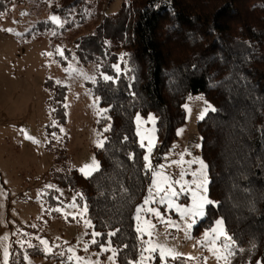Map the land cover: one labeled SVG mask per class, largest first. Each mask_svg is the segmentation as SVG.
<instances>
[{
	"label": "trees",
	"instance_id": "trees-1",
	"mask_svg": "<svg viewBox=\"0 0 264 264\" xmlns=\"http://www.w3.org/2000/svg\"><path fill=\"white\" fill-rule=\"evenodd\" d=\"M110 1L0 0V22L25 3L37 14L67 21L57 27L40 20L26 34L34 41L48 38L62 66L71 53L64 50L61 58L56 48L69 40L68 32L84 31L73 37V51L83 66L97 70L91 92L108 110L105 127L111 125L103 132L104 147L93 151L100 170L84 177L71 169L53 182L82 194L94 231L119 229L111 238L119 250L117 264L137 259L141 241L134 215L151 173L144 170L134 118L155 116L152 163L158 165L185 125L187 98L202 94L216 109L197 124L207 195L215 204L206 207L193 235L223 218L243 249L231 264H264V0H130L107 14ZM101 73L118 78L105 81ZM50 87L52 115L63 117L66 88ZM9 264H23L21 254H13Z\"/></svg>",
	"mask_w": 264,
	"mask_h": 264
},
{
	"label": "rangeland",
	"instance_id": "rangeland-1",
	"mask_svg": "<svg viewBox=\"0 0 264 264\" xmlns=\"http://www.w3.org/2000/svg\"><path fill=\"white\" fill-rule=\"evenodd\" d=\"M128 1L130 0H111L106 13H117L122 3ZM50 16L52 15L45 12L37 14L31 11L30 6L25 3L6 12L0 22V237L8 236L6 243L9 245V252L12 256L19 252L23 264H28V261L24 260L25 255L28 256L31 264H62L63 259L73 255L67 252L69 247L75 249L76 256L83 257L85 261H91L92 264L97 262L112 264L108 260L111 253L101 251V245L108 240L107 234L103 233L96 237L97 243L92 244L90 234L94 231L93 228H85L79 217L73 220L71 216H68L66 219L63 214L64 211H76L66 208L74 196L78 204H85L83 199L77 196V193L61 188L53 182L54 176L65 175L71 169L82 174L79 169L91 162L92 157H95L93 151L99 148L96 142L101 137L98 134L106 126L108 114L107 112L103 115L97 114L98 109L103 108L100 107L99 102L94 104L95 97L91 92V86L94 83L76 74L69 75L65 71L68 65H72L97 79L95 66H83L73 51V37L84 31L68 32L69 40L65 39L62 45L58 46L63 51L67 50L71 53V59L66 66L59 63L57 56L52 52L48 38L34 41L26 37L36 22L40 20L50 22ZM9 28L14 31H5ZM61 38L63 40L62 36ZM46 53H52V55L49 56ZM51 85L66 88L63 117L52 115L56 108L48 104V100L51 99ZM189 97L192 99L190 100ZM189 97L185 104L189 105L191 113H187L184 108L186 122L180 128L184 131L181 135H177V140L170 151L158 164L165 167L160 169L158 165L152 163L157 171H165L174 179H179L180 167L171 162L179 160L180 154L185 153V150L191 153V155L184 154L185 161L196 157L202 159L200 147H196L201 145L197 124L201 121L198 119L199 115L206 107L205 99L202 94ZM197 97L203 99H196ZM209 112L211 111L207 114ZM63 120L64 123L61 122ZM151 127V124L144 125V128ZM21 129H25L28 135L33 136L40 143L35 144L26 139ZM184 167L187 169V165ZM198 167L199 165L193 164L188 171ZM152 179L151 174V181ZM192 179L191 175L185 176V180ZM46 185H54L55 188H47ZM55 189L61 190L63 195ZM58 196L59 200L56 199ZM177 203L190 204L189 194H182ZM148 206L159 209L166 217L181 223L183 228V222L174 210H167L166 206L159 204ZM57 207H60L62 211H52ZM142 215L157 224V232L165 233V227L160 225L154 217L147 213ZM203 219L204 217L197 219L191 230V239H186L183 231L169 229L171 235L167 237V240L165 235H160L158 240L166 242L168 246L176 247L178 251L186 255L200 258L189 261L188 264H203L204 257H208L207 264H217L211 253L197 244V241L203 239L206 229L197 236L193 235L195 227ZM136 225L137 221H135V229ZM86 232L89 235H85ZM37 236L49 241L50 246H53L52 253L45 254L43 246L35 238ZM144 239L147 240L148 237L145 236ZM18 241H28L35 247H28L27 243L21 247ZM54 245L60 247L56 248ZM145 246L141 243L140 251ZM85 247L87 251H84ZM28 250L33 256L28 254ZM61 251L65 252V257L58 255ZM0 255H2V249H0ZM69 264H75V262H69ZM149 264H159V260L156 263L155 259ZM170 264H183V261H170Z\"/></svg>",
	"mask_w": 264,
	"mask_h": 264
},
{
	"label": "snow or ice",
	"instance_id": "snow-or-ice-1",
	"mask_svg": "<svg viewBox=\"0 0 264 264\" xmlns=\"http://www.w3.org/2000/svg\"><path fill=\"white\" fill-rule=\"evenodd\" d=\"M21 15H26V13H21ZM50 22L57 25V27H63L67 21H62L59 16L52 15L49 17ZM5 31L13 32L14 30L9 28ZM20 35L19 33H17ZM55 35V32H53ZM56 54H58L61 58L64 57V51L57 47ZM46 55H52V53H46ZM122 59V57H121ZM113 68L117 72L120 73L119 65H113ZM65 71L69 73V75L76 74L82 76L86 80H91L93 83L96 82L95 76H89L87 73L83 72L80 69L73 67L72 65H68L65 68ZM101 78L105 81L115 80L117 77H112L107 74L101 73ZM57 83H60L57 81ZM99 97H95L94 104L99 102ZM191 100L192 97H189ZM196 99H203L202 97H197ZM206 107L202 110L198 119H204V116L208 111H215L216 109L208 104L205 101ZM187 113H191V108L188 104L183 105ZM107 109H98V115H103L106 113ZM110 119V117H109ZM136 123V135L139 138V146L145 150V154L143 159L145 161L144 170L146 173L152 174V181L148 188V195L145 197L143 204L138 205L135 209L134 220L137 221L136 232L138 233V238L141 243L146 245L139 253V257L134 260H129L128 264H149V262L154 261L157 257L159 258V264H170V261L182 260L183 264H188L189 261L199 260V257H195L192 255H186L174 246H168L166 242H159L158 237L160 235H165V240L167 237L171 235L169 229H175L176 231H183L186 239H191V230L193 226L196 224L198 218H203L206 215V206L215 204L214 201L208 198V180H207V165L204 163L202 159L199 157L193 158L191 160L185 161L183 159L184 154L191 155L190 152L185 150V153L180 154V159L177 161H172V164H176L180 167L179 179H174L171 175L167 174L165 171H157L152 164V154L154 148L156 147V137H155V117L151 114L148 115L146 120L142 118L139 114L135 116ZM145 124H151V128H144ZM111 125L105 127L100 135L102 138L98 139L96 144L97 147L103 148L105 142L107 141V137H103V132L110 131ZM25 134V138L32 141L35 144H39L40 141L36 140L33 136L28 135L25 129L20 130ZM184 129H178L177 135H181ZM55 135V134H53ZM127 140V137L124 138ZM196 147H200V145H196ZM130 158H132V154H130ZM167 158V157H165ZM193 164L199 165L197 169L191 170ZM187 165V169L184 167ZM170 166V165H169ZM160 169H163L164 165L157 166ZM100 170V163L96 160L95 157H92L90 163L83 165L79 171L85 175V177L91 176L93 173ZM186 175H191L193 179L191 181L185 180ZM47 188H55L54 185H46ZM60 192V195H63L62 191L59 189H55ZM187 193L190 196V204H180L177 203L179 197ZM77 196H80L83 199L82 194L77 193ZM59 200V196L56 197ZM150 204H159L166 206L167 210H174L179 214L181 221L183 222V228L181 227V223L172 220L171 218L166 217L159 209L155 207H149ZM67 209H74L75 212L72 211H64L63 214L67 219L68 216H71L73 220H76L79 217V220L83 222L85 228H94L92 221L87 218L88 207L87 204H78L76 202V196L72 198V200L67 204ZM52 211L61 212L62 209L60 207L52 209ZM147 213L151 217H154L156 221L159 222L160 225L165 227V233L157 232V224L153 223L152 219L145 218L142 214ZM33 227H35L33 225ZM119 229H115L107 233L108 240L105 244L101 245L102 252H110L111 255L108 256V260L112 262V264H116V256L119 254V250L117 248L112 247V237H115ZM27 235V234H24ZM85 235H89V233H85ZM91 243L96 244V237L102 235L100 232L93 231L91 232ZM147 236L148 239L145 240L144 237ZM39 244L43 246V250L45 254L52 253L53 246H50L48 240L43 239L39 236L35 237ZM8 236L0 237V249H2V255H0V264H9L10 257L12 253L9 252V245L6 243L8 241ZM175 239V237H173ZM21 247L25 243L28 244V247H35L28 241H18ZM67 243V242H65ZM197 244L203 248H206L209 253L215 258L217 264H231V258L236 255L237 251H242L243 249H237L236 241L233 236L228 234V231L225 227V223L223 218H219L214 222V226L210 229L206 230L203 233V239L197 241ZM196 245H194L195 247ZM54 247L59 248V245H54ZM127 247V245H125ZM87 247L84 248V251H87ZM68 253H72L73 255H68L66 259L62 260V264H69V262H75V264H92L91 261H85L83 257L76 256L75 249L69 247L67 249ZM148 253V255H145ZM59 256L65 257V252L61 251L58 253ZM24 260L28 261V264H31L28 256H24ZM208 257L203 258V264H207ZM98 264V262H97ZM257 264H262L261 261H257Z\"/></svg>",
	"mask_w": 264,
	"mask_h": 264
}]
</instances>
